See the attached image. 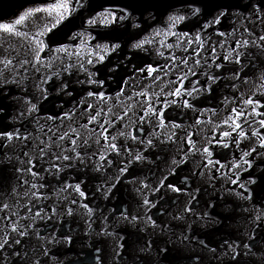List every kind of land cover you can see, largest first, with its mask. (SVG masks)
<instances>
[{
  "label": "water",
  "instance_id": "water-1",
  "mask_svg": "<svg viewBox=\"0 0 264 264\" xmlns=\"http://www.w3.org/2000/svg\"><path fill=\"white\" fill-rule=\"evenodd\" d=\"M107 1L127 10L137 7V0ZM257 1L203 0L197 6L204 16L200 22L191 24L200 26V32L204 29L201 24L211 13L236 9L243 14L234 19L233 25H225L226 32L218 41L197 44L200 37L196 36L189 42L193 46L182 50L180 55L164 52L154 62L146 55L126 51L127 44L137 34H129L131 38L120 41L119 33L130 32L129 19L121 27L110 28L112 32H105L122 46L118 51L120 58H115L118 65L129 54L136 62L144 60L145 65H151L157 72L165 70L157 73L159 79L151 76L154 77L149 82L151 87L146 84L147 79L136 83L147 88L145 91L130 86L134 68L121 69L116 77V88L126 82L131 93L140 90L135 99L140 95L152 98L151 103L143 102L147 107L154 105L163 111L146 114L133 110L130 114L108 116L111 106L105 111L94 106L91 112L98 120L78 122L73 139L68 134L63 143H70L71 148L76 144L82 150L94 147V151L83 154L80 165L68 153L71 156L70 160L65 159L68 167H53L51 163L69 156L60 143L52 142L44 168L47 179L38 187L27 181V173L34 170L33 164L24 166V159L21 166L14 168L1 162L0 243L8 237V247L0 249V264H264V145L260 143L264 140V125L260 123L264 120V41L260 40L264 37V5ZM259 1L264 4V0ZM10 2L15 1L0 0V13L12 10L7 9ZM140 7L155 12L156 20L172 10H166L159 0H147ZM179 8L175 6L176 10ZM64 20L52 33L54 42L48 43L49 47L67 44L65 39L78 32L79 23H83L81 19L77 24L76 20ZM220 20L223 24L233 21L225 14ZM215 30L209 27L207 31ZM194 46L196 49L189 54ZM183 54L189 55L182 59ZM193 62L199 67L193 71L185 69L179 75L181 72L177 70L182 69V64L190 67ZM118 65L113 60L107 62L101 70L104 78L113 71L106 72L107 67ZM170 71L179 75V79L183 77L182 83L172 91L168 86ZM210 76L214 79L210 80ZM68 90L72 93L69 99L51 96L37 115L62 117L78 98L97 89L87 86ZM177 90L178 95L171 94ZM124 98L130 103L122 108L137 102L133 95ZM250 100L254 102L249 103ZM4 105L7 108L0 115V132H13L14 136L26 138L31 155L42 152L50 142L42 143V148L37 142L33 144L31 133L40 132L38 123L35 126L28 125V121L14 123L20 119L14 100ZM0 108L4 109L3 105ZM141 116L145 119L141 120ZM152 123L156 125L149 127ZM61 124L51 126L50 138L63 133ZM91 126L93 132L81 138L80 128ZM241 130L245 133L243 137L239 136ZM93 134L96 135L91 142ZM0 137L4 139L0 141L3 153L6 137ZM110 144H115L117 150H112ZM205 145L211 155L204 152ZM22 181L29 186V192L42 194L33 196V205L13 204L19 195L18 183ZM77 184L84 192L83 197L75 190ZM168 185L181 190L174 191ZM145 199L150 201L149 205L144 204ZM132 216L138 219L132 220ZM20 232L25 235L21 236ZM12 233L16 236L12 237ZM225 241L235 242V251Z\"/></svg>",
  "mask_w": 264,
  "mask_h": 264
},
{
  "label": "rangeland",
  "instance_id": "rangeland-1",
  "mask_svg": "<svg viewBox=\"0 0 264 264\" xmlns=\"http://www.w3.org/2000/svg\"><path fill=\"white\" fill-rule=\"evenodd\" d=\"M52 1L55 3H52L51 5L25 7L21 12H19L18 16L9 18V22L0 21V25L8 24L11 29V31H8L3 27H0V61H3L0 62V64L8 66V62L16 61L12 72H3L5 75L13 73L11 80H1L2 76L0 77V81H2L0 82V105H3L4 108H0V115H2V113H4L5 109L7 108L5 107L6 105H4V103H10V100L13 99L16 108L18 105H20L19 108L15 109V112H17V115L20 117V119L14 120V123H24V121H28L30 118H32L39 122L38 124L36 123L37 125H44L42 126L44 131L48 127L46 123L49 122V118L45 119L48 116L39 118H35V116L39 112V109L43 108L47 104L46 102H48V99H50L51 96H58L56 90H54V88H52L53 90L51 89V86L54 83H57L58 85L61 84V89L66 93L60 97L65 100L72 96V93H70L68 89L79 90L88 86L91 89H98V91L96 90L93 92L94 94L96 93L95 97L100 96L98 95L99 93L103 94V89H106L104 88L106 86L105 83L99 79L101 76V70L110 60H113V63L118 65V60H116L113 56L117 55L119 53L118 51H120L122 47L118 42L117 43L120 46L115 49L106 50L104 47H102L108 44L110 47V45L113 44L107 41L108 36L105 34V32H112L110 31V28L116 26L121 27L123 24L122 21L124 20L121 18V16L117 14L113 15L111 12H103L99 16H96L94 18L95 22H89V19H84L87 21L84 24L85 30L87 31L74 32V34L65 39L67 44H64L63 47L49 48L47 44L49 43L51 45L54 42L52 33L55 32L60 25L62 26V24L65 22L64 19L68 18L67 16L72 10L70 7L71 10H69L65 15V9L62 7V5L65 3V0ZM257 2L262 6L264 5L260 3L261 1L259 0ZM67 3L71 5L72 0H67ZM33 9L37 10L32 11ZM251 10L254 11L253 8H251ZM237 12L238 11L236 9L226 11L224 14L228 16V18H232L233 21H226L225 24H223V20H220L221 16L219 17L218 22H213L214 17H217L220 12L217 11L211 13V16L208 17L206 22L201 24L202 27H204L205 24L208 25V27H204L203 29V32L206 34L199 31V28H201L200 26H191L194 21L200 22L199 20H201V16H204L199 13L195 16L187 14V18L183 21H180L179 23H176L174 20H169V17L156 20L157 17L155 18V12H152L153 17L149 13L140 19L128 17L130 32H127V34L119 33L121 36L120 41L122 42L123 40L129 38V34H137L138 36L135 39L129 41V44H127L128 47L126 51H130L138 55H146L150 57L151 62L156 60L161 53L168 51L172 52V56H177L176 54L181 53L182 50L187 49L189 46H193V44L189 45V42L192 39L194 40V37L197 36V33H199L200 40L198 42L196 40L194 44H196V42L197 44H202L218 41L219 37H222V34L226 32L225 25H233L243 14L241 12ZM22 15L24 19L21 20L20 23H16V21ZM61 17L63 18L61 19ZM134 25H138V27H134ZM189 27L191 29H188ZM209 27L216 30L210 33L207 31ZM117 32H123V30H117ZM185 33H187V35H185ZM141 40L144 41V43L139 48H133L131 46L133 43ZM22 43H26L30 49L26 50L23 46L24 44ZM41 44H43V48L40 47ZM195 49L196 47L194 46V48L187 52L191 54ZM38 52L39 56L36 55ZM91 53H99L103 56V59L101 60L99 55H92ZM186 54H183L182 56ZM167 59L168 58H166V60ZM21 60L30 61L25 62L24 67L23 62H18ZM58 60H60L59 63ZM33 63L40 64L39 68L29 66ZM136 64L137 63L134 62V64L132 63L128 67L132 69L137 68ZM60 65L62 67L67 66L65 72H63L64 70L60 68ZM141 68L148 69L147 66H142ZM107 69H109V72L115 68L107 67ZM2 70H5V67H3ZM67 70L69 71L67 72ZM33 78L38 82V85L35 87L33 86L32 89L39 93V95L41 94V97L34 101L36 106L35 109L30 110V105L33 103H28L31 97L29 96V90H27L29 89L27 88V82L31 81V79L33 80ZM68 80H72V84H69ZM89 81L92 82L89 83ZM101 81L102 83H100ZM84 95L89 96L88 93ZM88 98L94 99V96L91 95ZM82 99L85 100L87 98L85 97ZM73 105L74 104L71 106ZM66 111L68 110L66 109ZM28 125L33 124L29 123L28 121Z\"/></svg>",
  "mask_w": 264,
  "mask_h": 264
},
{
  "label": "bare ground",
  "instance_id": "bare-ground-1",
  "mask_svg": "<svg viewBox=\"0 0 264 264\" xmlns=\"http://www.w3.org/2000/svg\"><path fill=\"white\" fill-rule=\"evenodd\" d=\"M14 1L15 2H12V3L10 2L9 6L7 8V9H11L12 8L11 11H9L8 13H0V21H8L9 22V20H10L9 18H12L14 16H18L19 12H21L25 7L40 6V5H51L52 3H55L52 0L51 1H47V0H14ZM146 1L147 0H137L135 2V5L137 7L136 8L135 7H131L132 9L127 10L125 8L123 9V6H120L119 4H113V3L109 4V3H107L108 2L107 0H92L90 2H89V0H80L79 4H76L74 2V0H72L71 5H69L72 10H71V12L69 13V15L67 17H68V20H76V24L79 23V20L81 19L83 23H79V26L82 29L79 28V30H77V31L78 32H85L87 30H85V27H84L85 25L84 24L87 21H85L84 19H89L90 20V19L95 18L96 16H98L97 13L102 14L104 12L105 8H108L109 12H111L112 14H117L119 16L123 15V19L124 20L122 22H125L126 19H128V17H135L136 19H140L141 17L147 15V13L151 14L152 17H153L152 10L146 11L144 8L140 7V5L144 4ZM72 7H74V8H72ZM122 10H123V12H122ZM180 13L181 14L184 13L181 8H179V10L175 9V11L174 10H169L168 15L166 17H169V15H171V14L177 15V14H180ZM104 14H107V13H104ZM199 14L203 15V11H200ZM69 17H72V18H69ZM88 30H89V28H88ZM107 41L111 42V43L115 42L112 39H110L109 36H108ZM22 44H24V43H22ZM23 46L25 47L26 50L30 49L26 43ZM63 46L64 45H62V47ZM59 47H61V46H58L56 48H59ZM49 48H53V47H49ZM113 57L114 58L119 57V53L117 55H114ZM133 57L134 56L129 55V54L128 55H124L123 56V60H124L123 63L121 65H118V66H113L112 68H115V69L111 72L110 76L107 75V77L104 78L103 72L101 73V76L99 77V79L102 80L105 83V86H106V87H104L106 89H103L104 91H103L102 95H100L98 97H94V99L93 98H88L89 96H85V95L83 97L78 98V100H77L78 103H76L77 105L74 104L73 105L74 107L73 106L70 107L71 110L63 112V113H66V114H64V116H62V117H58V116L49 117L48 115H46L48 117L45 118V119L49 118L48 119L49 122L46 123L47 126H48L47 129L44 131L42 129L43 128L42 126H44V125H40L39 124L40 132H36L35 131V132L31 133L32 138L35 140V142L33 144L35 145L36 142H37V144H38V146L40 148H42V146H41L42 143H45L46 141L50 142L49 145H47L46 147L42 148V150H43L42 152H39V153L36 152V154L31 155V152L28 151L29 150V146H30L29 145V141L26 138H23L22 136H14L10 140L8 138H5V141H4L5 144H4V147H3L4 152L1 153V151H0V163L1 162L10 163L11 166L16 168L17 166H21L20 164L25 159L24 166H26V163H28V165L33 164L34 170L32 172H28L27 171L29 173V174L27 173V181L28 182L30 181L32 186H35V187L36 186L38 187V185H40L42 182H44L47 179L44 176L45 173H46L44 171V168H45V165L47 164V160H48L47 156L51 155L52 142L55 143V144L60 143V145H62L64 151L67 154L70 153L72 156L75 157V160H76L77 163H79V165L82 164L81 157L83 156V154H86L87 152H90V151L91 152L94 151V147L90 148V149L86 147V148H84L82 150V149L78 148L76 144H74L72 146V148H71L70 143H68V144H63V143H65V139H66V136H68V134L71 136V139H73L72 138L73 132L77 131L76 127H79L78 126V124H79L78 122L85 121L86 123H88V121H89V123H91L93 121H97L98 120V117L96 115H94L93 112H91V110H92V108L94 106H95V109L99 108L102 111H105L107 108H109V106H111L109 108V110H108L109 113L107 114L105 112V114H107L108 116L109 115L113 116V115H116V114L120 115V113H122V112L125 113V114H130L131 111H133V110L137 111L138 113H141V111H143L144 108H147L146 103H144V102H150L151 103V101H152V98L151 99L150 98L145 99V97H142V95H140L137 99H135L136 97L134 95H139L140 94V90L145 91L144 89H147V88H141V86H139V85L136 86L137 85L136 83L137 82L144 83V80L147 79L146 80V82H147L146 84H148L150 81L152 82V80L154 78V77H151L152 75L158 76V74H160L161 72H165V70L161 69V71L157 72L156 70L152 69L151 75H149L148 69L141 68L142 66H147V64L146 65L144 64L145 61L144 60H139V61L137 60V62H136L135 59H133ZM186 58L187 57L182 58V59H186ZM29 61L30 60H21V61H18V62H23L24 63L23 65L25 67V62H29ZM59 61L60 60H58V63H59ZM134 62L137 63L136 64L137 68H134V70H136V72L131 77L133 79L130 82H133V83L130 86H133V87L138 88L140 90L139 91L135 90V91H138V92L131 93L132 91H130L131 90L130 87L128 88L126 86V84H125L126 82L124 84L123 83L121 84L122 81H120L121 85H119V87L116 88V85H118V79L117 78L119 77V76L117 77V75L120 73V70L127 68V66L131 65L132 63L134 64ZM15 64H16V61L8 62V66L7 65L4 66V65L0 64V77L2 76L1 80H5V81L11 80V78L13 76V73L5 75L3 72L4 71H5V73L6 72H10V71L12 72V70L14 69V65ZM61 64H63V63H61ZM204 65L205 64H202V67ZM29 66H33V67H38L39 68L40 64L33 63L32 65H29ZM3 67H5V70H2ZM181 67H182V69L177 70L179 68V66H178L176 69H173V71L177 70L178 73L181 72L179 74V75H181L185 69H187V71H193L195 68L199 67V64H197V62H193L190 67H187L184 64H182ZM204 67H206V66H204ZM60 68L62 70H64L63 72H65V70L67 69V66L66 67H62L60 65ZM203 68H200V69H203ZM140 69H143V71H140ZM68 71L69 70H67V72ZM187 71H185L184 73L187 74ZM106 72H108V71H106ZM179 75H175V73H174V75H172L171 71L168 73V76H170V78H171L170 84L168 83V86L170 87L171 91L172 90H176L177 89L176 86L182 82L183 77L180 78V79L177 78ZM0 82H2V81H0ZM68 82H69V84H72V80H70V81L68 80ZM27 83H28L27 88H29L27 90H29V92H30L29 96L31 97L30 100L28 101V103L29 104L30 103L34 104V101L41 97V94L39 95V93L35 92L32 89L33 86L35 87L36 85H38V82L33 78V80L31 79V81H28ZM151 85H152V83H149L150 87H151ZM51 88H54V90H56V92L58 93L59 97L66 93V92H64L61 89V84L58 85L57 83L56 84L54 83L51 86ZM109 88H112V89H109ZM30 89H32V90H30ZM97 91H98V89H97ZM126 91H130L127 94L129 95V97L131 95H133L134 99L137 100V102L136 103L132 102L133 103L132 105L122 108L121 106H125L128 103H130V101L125 100V98H124V96L127 95V94H125ZM85 97L87 99L83 100L82 98H85ZM6 98H7V96H6ZM89 105H91V107H89ZM152 106L155 108L154 105H152ZM19 107H20V105L17 106V108H19ZM83 107H86V108L82 109ZM115 109H119V110L115 111ZM75 110H77V111H75ZM68 112H70V113H68ZM18 114H20V113H18ZM93 116L96 117L95 120H91V117H93ZM35 118H39V115H36ZM28 121H29V123L33 124L32 126H35L36 123H39L38 121H35L32 118H30ZM59 122L63 123V124H61V126H63V129H64V131L61 130L63 133L62 134H57V135H51L52 138H50V135H48V134H49V132L51 130V126H53L55 124H58ZM113 122H115V121L113 120ZM153 125H156V124L152 123V125H150L149 127H152ZM80 130H81L80 131L81 138H85L86 134H89L90 132H93V127L92 126L89 127V128H83L82 127V128H80ZM95 135L93 134V135L90 136V138L92 139L91 142H93ZM38 137H39V139H38ZM1 140H4V139L0 137V141ZM4 142L2 141V143H4ZM55 144H53V145H55ZM0 146H1V144H0ZM49 147H51V148L49 149V151H47V149ZM73 149H75V151H73ZM46 151H47V153H45ZM77 153L79 155H77ZM35 155L38 157L37 159L35 158L36 157ZM68 156H69V160H70L71 156L69 154H68ZM32 157H33V159L31 161H29V159L32 158ZM34 162H37V163H34ZM51 164L55 165L57 167L58 166L62 167L63 169L68 167L67 164H65V159L63 158V156L61 157V159H58V160H56L55 162H53ZM78 171H80V170H78ZM17 187H18V190H16V192L19 193V195L17 196L16 202H13V204L17 205V203H18V205H17L18 207H21V206L25 207L26 205H28V203L33 205V203H34L33 196L34 195H33V191L32 190H30V192H29V190H28L29 186L26 185L24 183V181H22V182L18 183ZM12 196H13V198H16L15 194L12 195ZM16 205H14L12 207H15ZM11 236L14 237L16 235L14 233H12Z\"/></svg>",
  "mask_w": 264,
  "mask_h": 264
},
{
  "label": "snow or ice",
  "instance_id": "snow-or-ice-1",
  "mask_svg": "<svg viewBox=\"0 0 264 264\" xmlns=\"http://www.w3.org/2000/svg\"><path fill=\"white\" fill-rule=\"evenodd\" d=\"M74 2H75L76 4H79V3H80V0H74ZM159 2L165 4V6H166V10H168V9H172V10L175 11V6H176V5H179V6H180V8L183 10V12H184L185 14H177V15H175V16H173V15H170V16H169V20H174L176 23H179L180 21H183V20H185V19L187 18V14H191V15H193V16H195L196 14H198V13L200 12L201 9H200V7L197 6V5L203 3V0H159ZM62 7L65 9V15L67 14V12H68L69 10H71L69 4L67 3V0H65V3L62 5ZM254 7H255V6H254ZM36 10H37V9H33L32 11H36ZM104 12H109V9H108V8H105V9H104ZM122 12H123V10H122ZM125 14H126V13H125ZM97 15L99 16L100 14L97 13ZM113 15H114V14H113ZM223 15H224V12L221 11L217 17H214V21H213V22H218L219 17H220V16H223ZM62 18H63V17H61V19H62ZM121 18H123V15L121 16ZM23 19H24V17H23V15H22V16L16 21V23H20V21L23 20ZM89 22H95V21H94V18H93V19H90ZM0 27H3L5 30L11 31L10 26H9L8 24L0 25ZM134 27H138V25H134ZM204 27L206 28V27H208V25L205 24ZM245 31H247V29H245ZM185 35H187V33H185ZM198 36H199V33H197V37H198ZM129 38H131V37H129ZM117 39H118V38H117ZM260 40H261V41H264V37H260ZM143 43H144V41L141 40V41H138V42H136V43H133L131 46H132L133 48H139ZM245 43H247V41H245ZM119 46H120V45H119L118 43H113V44L110 45V47H109L108 45H104V46H102V47H104L106 50H111V49L118 48ZM40 47L43 48V44H41ZM98 47H101V46H98ZM197 51H198V50H197ZM91 54H92V55H99L100 59H101V60L103 59V56L100 55L99 53H91ZM36 55L39 56V52H38ZM161 55H163V53H161ZM237 59H238V58H237ZM0 62H3V61H0ZM4 63H6V62H4ZM216 66L219 67V65H216ZM140 71H143V69H140ZM151 72H152V66L149 65V66H148V73H149V75H151ZM156 79H159V77L157 76ZM209 79H210V80H211V79H214V77H211V76H210ZM91 82H92V81H89V83H91ZM100 83H102V81H101ZM181 83H182V82H181ZM93 94H94V93H92V92H89V93H88L89 96H91V95H93ZM171 94H172V95H178V94H179V90H177L176 92L171 93ZM98 95H102V93H99ZM145 99H147L146 96H145ZM172 102H173V103H176V101H172ZM253 102H254V101H251V100L249 101V103H253ZM184 105H185L186 107L189 106L187 101H184ZM35 107H36L35 104H31V105H30V110L35 109ZM89 107H91V105H89ZM143 111H144L146 114H152V113L157 112V111H158V112H162L163 109H159V110H157V109H155L153 106L149 105L147 108H144ZM234 111H235V110H234ZM253 112H255V109H253ZM95 119H96L95 116L91 117V120H95ZM117 119H119V117H117ZM140 119H141V120H144L145 117H144V116H141ZM160 122H161V125H163L164 121H163V117H162V116H160ZM198 122H199V121H198ZM260 123H261L262 125H264V120H261ZM236 127L239 128V125L237 124ZM253 134L255 135L256 133L253 132ZM14 135H15V133H13V132H8V131H2V132H0V136H4V137L8 138L9 140L12 139V137H13ZM121 135H123V133H121ZM244 135H245V133L243 132V130H241V131L239 132V136H240V137H243ZM133 139H135V137H133ZM149 143H151V141H149ZM236 143H239V140H238V139L236 140ZM260 143H261L262 145H264V140H261ZM224 146L227 147V145H224ZM109 147H110L112 150H114V151L117 150L115 144H110ZM189 150L191 151V149H189ZM203 150H204V152L207 153L208 155H211V153L208 151V147H207L206 145L204 146ZM73 151H75V149H73ZM77 155H79V154L77 153ZM245 155H247V153H245ZM64 159H69V157L65 156ZM101 159H103V157H101ZM136 159H139V156H137ZM241 160H243V156L241 157ZM245 163H247V161H245ZM53 167H55V165H53ZM121 171H124V170L122 169ZM233 183H236V181H233ZM160 185H163V180L160 181ZM160 185H157L156 187L158 188ZM240 186H241V187H244V185H240ZM34 187H35V186H34ZM65 187H68V185L65 184ZM168 187L172 188L174 191H180V190H181V189L177 188L175 185H168ZM75 190H76L77 192H79V194H80L81 197L84 196V192L81 191L79 184H77V185L75 186ZM105 194H106V193H105ZM33 195H42V194L33 193ZM240 195H243V194H240ZM144 204H145V205H149V204H150V201L147 200V199H145ZM85 207H87V206L85 205ZM184 210H185V211H189V209H187V208H185ZM131 219H132V220H137L138 217H137V216H132ZM149 220H151L150 217H149ZM152 223L154 224V221H152ZM13 230L15 231V226L13 227ZM20 235H21V236H24L25 233H24V232H20ZM66 239H67V237H66ZM4 240H5L4 243H0V249L7 248V247H8V243H7V242H8V237H5ZM16 243L19 244L20 241H17ZM201 243H203V241H201ZM225 243L228 244V248H229L230 250L235 251V249H234V243H235V242L228 243L227 241H225ZM248 247H249V246L246 244V245H245V248H248ZM10 254H11V253H10Z\"/></svg>",
  "mask_w": 264,
  "mask_h": 264
}]
</instances>
